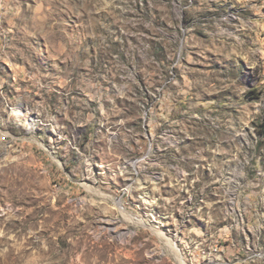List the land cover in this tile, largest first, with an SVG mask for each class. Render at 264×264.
Masks as SVG:
<instances>
[{
	"label": "rangeland",
	"instance_id": "1",
	"mask_svg": "<svg viewBox=\"0 0 264 264\" xmlns=\"http://www.w3.org/2000/svg\"><path fill=\"white\" fill-rule=\"evenodd\" d=\"M243 2L0 0V264H264Z\"/></svg>",
	"mask_w": 264,
	"mask_h": 264
},
{
	"label": "crops",
	"instance_id": "2",
	"mask_svg": "<svg viewBox=\"0 0 264 264\" xmlns=\"http://www.w3.org/2000/svg\"><path fill=\"white\" fill-rule=\"evenodd\" d=\"M249 10L247 18L243 19L244 41L264 54V0H244Z\"/></svg>",
	"mask_w": 264,
	"mask_h": 264
}]
</instances>
